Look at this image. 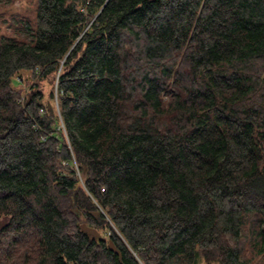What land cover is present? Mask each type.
Segmentation results:
<instances>
[{
  "label": "trees",
  "instance_id": "trees-1",
  "mask_svg": "<svg viewBox=\"0 0 264 264\" xmlns=\"http://www.w3.org/2000/svg\"><path fill=\"white\" fill-rule=\"evenodd\" d=\"M26 30L0 264H264V0H35Z\"/></svg>",
  "mask_w": 264,
  "mask_h": 264
},
{
  "label": "rangeland",
  "instance_id": "rangeland-1",
  "mask_svg": "<svg viewBox=\"0 0 264 264\" xmlns=\"http://www.w3.org/2000/svg\"><path fill=\"white\" fill-rule=\"evenodd\" d=\"M34 15L35 0H0V40L15 39L28 42L30 37L26 28L31 26ZM41 87L46 93L50 90V85L47 82H43ZM52 107L57 109L55 99ZM57 130H63L61 123ZM7 220V217H0V228ZM100 233L104 235V230H100ZM199 264L205 263L200 262Z\"/></svg>",
  "mask_w": 264,
  "mask_h": 264
},
{
  "label": "water",
  "instance_id": "water-1",
  "mask_svg": "<svg viewBox=\"0 0 264 264\" xmlns=\"http://www.w3.org/2000/svg\"><path fill=\"white\" fill-rule=\"evenodd\" d=\"M48 109H49L50 111L52 110V108H51L50 105H48ZM80 228H81L82 231H84V232H86V233H88V234H91V235H93V236H95V237H98V233H97L94 229H92V228L86 226L85 224H81V225H80ZM108 247H109V249L112 250L113 252H115V253L117 252L116 249L114 248L113 244H112L110 241H108Z\"/></svg>",
  "mask_w": 264,
  "mask_h": 264
},
{
  "label": "built area",
  "instance_id": "built-area-1",
  "mask_svg": "<svg viewBox=\"0 0 264 264\" xmlns=\"http://www.w3.org/2000/svg\"><path fill=\"white\" fill-rule=\"evenodd\" d=\"M22 100H23V98H22L21 100H19L18 103H21ZM56 106H57V105H56ZM41 112H42V110L39 111V113H41Z\"/></svg>",
  "mask_w": 264,
  "mask_h": 264
}]
</instances>
